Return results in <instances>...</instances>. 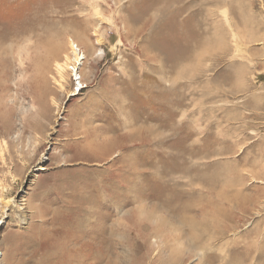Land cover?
<instances>
[{"label":"rangeland","instance_id":"rangeland-1","mask_svg":"<svg viewBox=\"0 0 264 264\" xmlns=\"http://www.w3.org/2000/svg\"><path fill=\"white\" fill-rule=\"evenodd\" d=\"M164 1L0 0V264L37 263L67 217L98 203L104 218L83 241L116 222L130 232L108 264H168L131 236L168 190L185 196L178 207L221 176L243 181L230 188L246 212L229 238L264 228V0H172L165 11ZM120 117H137L153 142L85 146L93 132L96 144L117 141Z\"/></svg>","mask_w":264,"mask_h":264},{"label":"bare ground","instance_id":"bare-ground-1","mask_svg":"<svg viewBox=\"0 0 264 264\" xmlns=\"http://www.w3.org/2000/svg\"><path fill=\"white\" fill-rule=\"evenodd\" d=\"M172 6V0L164 1V11ZM71 53L74 57L68 62V70L71 69L69 66L71 63H76L79 66L80 60L83 59V57L76 56L73 51ZM125 108L127 106H119V114L123 113ZM133 120L120 117L119 121L122 123L115 126V128L112 127V130H115L118 134L117 141L116 139H109L104 143L106 139L104 138L102 144H106V146L96 144L94 143L95 139H102L103 136L96 138L98 132H93L87 136L85 146L87 148L96 147L95 152L97 150L99 153H107V151H111V153L115 151L123 152V150L124 152L126 150L134 151L137 148L144 147V145L148 146L155 139L154 133L149 129L136 128L137 117H133ZM117 144L119 145L117 146ZM242 184L243 181L240 178L229 181L225 180L224 176L217 177L214 185L208 183L209 190L207 193L195 195L191 199L182 202L178 207L175 204H170L173 201L175 203L180 202L185 196L175 194L173 189H170L168 192L171 194L165 195L164 198L167 202L166 205L160 212L157 211L159 214L157 215L154 209L148 211L144 215V222L147 225L144 232L139 236L132 235L131 237H134L133 239L137 241L140 237L142 240L141 248L145 250L144 258H148L150 253L156 249V259L162 258L168 264H183L198 255H202L198 259L199 264H264V228L254 227L248 232L246 231V239L242 242H239V239L229 238L230 234L234 235L236 233L235 222L238 217L236 212H246L243 205L245 198L239 192H230V188ZM218 186L221 187V191L216 201L212 195L215 187ZM101 208L100 203L91 209L82 207L76 210L71 217H67V223L60 225L62 229L60 237L49 243L50 245L54 243V246L49 247V245L45 256L34 264H108L106 254L118 255L116 251L122 247L120 240L129 236L130 232L125 229L126 226L123 223L116 222L113 225L111 224L110 227L102 225L104 229L109 230L107 237L100 238L101 240L98 239L102 237L100 230L98 232L99 237L95 235L90 240L83 241L87 229L98 220H103L104 215L100 212ZM139 217L140 215L136 213L134 220H140ZM150 238L160 239V244L162 243L160 246L162 247L159 246L157 241H154L153 246L149 242ZM41 243L39 242V244ZM217 243L219 244L217 245ZM220 253H226L227 258H223Z\"/></svg>","mask_w":264,"mask_h":264},{"label":"built area","instance_id":"built-area-1","mask_svg":"<svg viewBox=\"0 0 264 264\" xmlns=\"http://www.w3.org/2000/svg\"><path fill=\"white\" fill-rule=\"evenodd\" d=\"M73 51V53L76 55V56H79V57H83L82 55V51L78 48L77 45L75 44H72L71 47H70V53ZM73 54L71 53V58L73 59ZM83 59L80 60V65L77 66L76 63L73 64L71 63L69 66L71 67L70 70H68V72L70 73V76H71V80L74 84V92H79L81 89H83L84 85L81 84V76L79 74V69L81 67V63H82Z\"/></svg>","mask_w":264,"mask_h":264}]
</instances>
